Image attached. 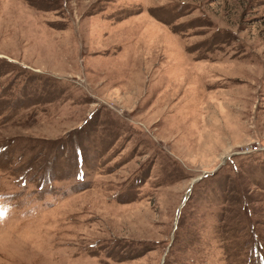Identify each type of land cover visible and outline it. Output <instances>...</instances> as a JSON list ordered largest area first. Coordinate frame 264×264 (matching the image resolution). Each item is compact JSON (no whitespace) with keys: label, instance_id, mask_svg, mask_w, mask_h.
Returning a JSON list of instances; mask_svg holds the SVG:
<instances>
[{"label":"rangeland","instance_id":"obj_1","mask_svg":"<svg viewBox=\"0 0 264 264\" xmlns=\"http://www.w3.org/2000/svg\"><path fill=\"white\" fill-rule=\"evenodd\" d=\"M0 264H264V0H0Z\"/></svg>","mask_w":264,"mask_h":264},{"label":"water","instance_id":"obj_2","mask_svg":"<svg viewBox=\"0 0 264 264\" xmlns=\"http://www.w3.org/2000/svg\"><path fill=\"white\" fill-rule=\"evenodd\" d=\"M182 199L184 200V199H185V197H183ZM183 200H182V201H183Z\"/></svg>","mask_w":264,"mask_h":264}]
</instances>
